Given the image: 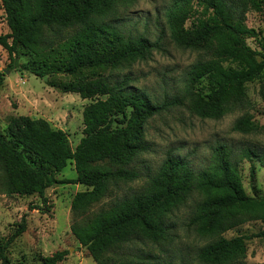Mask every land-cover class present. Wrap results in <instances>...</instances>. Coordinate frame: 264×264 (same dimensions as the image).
Wrapping results in <instances>:
<instances>
[{"label":"trees","instance_id":"trees-1","mask_svg":"<svg viewBox=\"0 0 264 264\" xmlns=\"http://www.w3.org/2000/svg\"><path fill=\"white\" fill-rule=\"evenodd\" d=\"M122 1L0 0L9 29L0 37L10 58L8 68L39 79L72 78L49 85L91 101L83 109L82 137L74 149L68 135L44 119L10 117L0 131V170L4 173L0 191L38 196L47 207L48 188L81 185L85 190L71 201L70 231L96 264H163L152 262L149 255H130L124 248L142 239L164 240V217L196 190L202 201L189 224L201 237H216L200 250L198 259L204 264H242L247 243L264 240V195L245 192L237 161L223 144L214 149L215 163L201 170L193 169L185 158L168 154L142 191L114 198L108 208L91 216L87 212L116 180L138 178L129 165L149 150L145 125L154 115L186 103L195 116L219 120L244 105L246 84L264 74V45L259 52L248 44L257 32L246 26V13H264V0L173 1L166 13L170 40L180 49L201 55L187 73L182 95L161 104L131 86L129 77L114 81L106 75L160 49L159 40L126 38L103 22V16ZM3 84L4 74H0V89ZM232 129L246 134L257 127L244 116ZM251 154L245 152L248 159ZM70 161L76 178L59 180L57 176ZM249 221H259L261 228L231 238L222 236ZM25 228L23 218L9 237L0 236L1 264H11L8 248ZM66 254L57 251L39 264H57Z\"/></svg>","mask_w":264,"mask_h":264},{"label":"rangeland","instance_id":"rangeland-1","mask_svg":"<svg viewBox=\"0 0 264 264\" xmlns=\"http://www.w3.org/2000/svg\"><path fill=\"white\" fill-rule=\"evenodd\" d=\"M173 1L124 0L103 16V22L117 28L126 38L144 36L150 41H160V49L153 50L147 59L106 72L114 81L129 77L131 86L143 90L158 104L182 95L187 73L201 55V52L180 49L170 40L166 13ZM190 23L192 21L186 26ZM245 24L257 32V38L248 39V44L262 51L264 13L247 12ZM8 32L0 5V37ZM9 64V55L0 45V74L7 72L0 89V131L6 128L10 117L44 119L53 129L64 131L74 149L82 137L83 109L91 101L81 99L77 94L63 93L49 85L50 82L67 83L72 78L55 76L39 79L28 73L10 70ZM245 93L244 105L219 120L195 116L186 103L169 106L154 115L145 125L149 150L129 165L138 172V178L132 181L116 180L109 186V193L93 204L87 215L108 208L114 198L128 197L142 191L168 154L185 158L193 169L201 170L215 163L214 149L221 144L233 155L232 160L237 161L245 192L250 196L264 195V74L260 80L246 84ZM244 116H248L256 125L255 131L245 134L232 129L234 123ZM245 152L252 153L250 159ZM76 176L73 162L70 161L57 178L74 180ZM3 180L4 173L0 170V182ZM84 190L85 187L81 185L56 184L46 190L47 207L41 204L38 196L22 197L0 191V236L9 237L23 218L26 224L25 231L8 248L7 256L11 264H39L42 258L57 251L67 252L64 260L57 264H96L70 231L73 221L72 198ZM201 201L202 196L194 190L181 205L164 217L167 227L164 240L157 243L146 239L133 241L124 248V252L149 255L153 257L152 262L163 264H204L198 259V254L216 237H201L189 224ZM31 205H37L39 209H30ZM260 228L259 221H249L222 236L231 238L256 232ZM242 264H264V240L253 239L247 243Z\"/></svg>","mask_w":264,"mask_h":264},{"label":"water","instance_id":"water-1","mask_svg":"<svg viewBox=\"0 0 264 264\" xmlns=\"http://www.w3.org/2000/svg\"><path fill=\"white\" fill-rule=\"evenodd\" d=\"M7 72L6 71H4V74H6Z\"/></svg>","mask_w":264,"mask_h":264}]
</instances>
